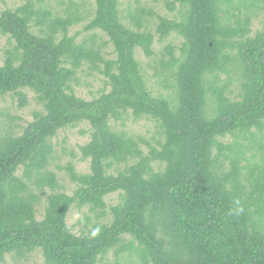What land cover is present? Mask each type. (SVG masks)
<instances>
[{"label":"trees","instance_id":"1","mask_svg":"<svg viewBox=\"0 0 264 264\" xmlns=\"http://www.w3.org/2000/svg\"><path fill=\"white\" fill-rule=\"evenodd\" d=\"M154 1L171 16L140 0L1 12L0 103L39 108L20 124L0 104V262L264 264V0ZM84 69L105 80L91 98L77 91ZM141 120L147 134L129 128ZM83 122L88 141L60 151L58 133ZM73 207L88 210L69 225Z\"/></svg>","mask_w":264,"mask_h":264},{"label":"rangeland","instance_id":"2","mask_svg":"<svg viewBox=\"0 0 264 264\" xmlns=\"http://www.w3.org/2000/svg\"><path fill=\"white\" fill-rule=\"evenodd\" d=\"M25 1L27 0H0V14L3 10L7 9V8H11V9H15L16 7H18L19 5L25 3ZM68 0H44V5H48L49 8L53 9V11L56 13L58 11H60L62 5L61 3L67 2ZM142 3L147 4L151 7H153L156 11H158L160 14H166L168 16H171L170 13L167 11V8L165 7L163 1L160 2H155L154 0H140ZM124 6H126L127 4H131V5H135L136 0H122ZM86 4L90 5L91 4V8L93 9V0H86ZM64 5V4H63ZM87 21L85 20L83 23L78 24L74 27L71 28L70 33L73 34L76 31H80L83 30V26ZM260 21L259 19L257 21L254 22L253 24V28L254 30H256L257 28L260 27ZM96 33L97 34V40L98 41H104L107 39V37L105 36L104 33H102L101 31H94L91 32ZM8 38L5 36H0V47L8 44L7 43ZM180 38L175 37L174 42L175 44H179L180 45ZM168 43H170V38L168 40L165 41H157L155 44V50L157 53H159L164 46H166ZM109 49V48H108ZM137 58L140 61L146 75L148 78V83L149 86L151 88V90L156 93V94H167L169 92V89H167L164 86V82L163 81H159V78L155 75V58L156 56H153L152 58L147 57L143 51L138 50L137 51ZM1 64V62H0ZM79 76L82 77V81L83 79H85V81H83L84 83H87L86 85H82L81 87L78 86L77 87V91L79 93V95H82L83 97L86 98H91L93 96H95L96 94H98L101 90L104 89L105 87V80L103 78L102 75H98V76H90L87 73V70H82L79 73ZM30 98L32 99V96L30 95ZM1 106L3 107H8L11 106L15 107L14 111H13V115H17L19 117H21V120L19 119V121H17V123L20 124H25L27 121L32 120L33 119V111L39 108V105L35 104L33 101L31 102V105L26 106L25 108L22 109H17V100L12 101L11 98H8L5 101H1ZM153 124L151 122H148L146 120H141V121H137L134 123H130V130L133 131L134 133H142V134H147V131L149 129L152 130ZM90 127L88 123H81L79 126L75 127V128H69L66 130H62L58 133V136L55 138L54 142L57 144V147L60 151H62L63 147L68 148L69 150H75L77 151L78 149V145L79 144H84L88 141L89 139V133H82V131H89ZM62 156L61 159V163H66L70 158L61 152V154H59ZM53 167V166H52ZM77 168L79 171L81 172H88L90 169V165L89 162H77ZM64 173V171L62 172ZM72 185L69 182L68 177H66V184ZM69 193H71V190L69 191ZM117 198H118V194L114 193L111 194L109 196H107L106 200L109 204H115L117 202ZM87 208H83L80 209L78 207H73L72 210L69 212L68 215V223L69 225H74L77 224L78 220L81 219L83 217V212L87 211ZM40 211V215L42 216V213L44 211V206H40L39 208ZM76 232H79V226L75 228ZM43 256L40 252H35L30 256V259L28 261L25 262H21L20 264H42L43 263ZM0 264H14L13 259L11 258V256H8L5 260V262H0Z\"/></svg>","mask_w":264,"mask_h":264},{"label":"clouds","instance_id":"3","mask_svg":"<svg viewBox=\"0 0 264 264\" xmlns=\"http://www.w3.org/2000/svg\"><path fill=\"white\" fill-rule=\"evenodd\" d=\"M242 211V209H240ZM95 235V233H93Z\"/></svg>","mask_w":264,"mask_h":264}]
</instances>
